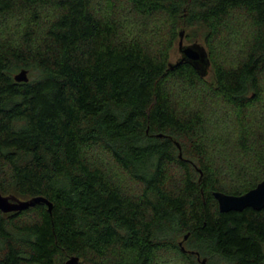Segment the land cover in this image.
Here are the masks:
<instances>
[{
    "label": "trees",
    "instance_id": "trees-1",
    "mask_svg": "<svg viewBox=\"0 0 264 264\" xmlns=\"http://www.w3.org/2000/svg\"><path fill=\"white\" fill-rule=\"evenodd\" d=\"M263 180L264 0H0V264H264Z\"/></svg>",
    "mask_w": 264,
    "mask_h": 264
},
{
    "label": "water",
    "instance_id": "water-1",
    "mask_svg": "<svg viewBox=\"0 0 264 264\" xmlns=\"http://www.w3.org/2000/svg\"><path fill=\"white\" fill-rule=\"evenodd\" d=\"M184 38L185 32L182 31L179 42L181 58L175 65L171 64V67L175 68L180 63L189 62L192 63L201 74L207 75L210 67V60L205 47L201 44L186 45L184 43ZM16 80L18 82H28V71H21L16 76ZM180 157H182V155H180ZM214 196L218 200L219 207L222 212L243 211L248 207L255 210H261L264 208V180L260 182L257 187L240 196L229 195L222 192H215ZM38 204H46L50 211L53 209V204L48 199L43 197L21 200L16 196H5L0 192V210L4 213L24 211L31 207H35ZM188 238L189 235H187L184 240H187ZM180 245L182 246V250L186 251V248L183 246V242H181ZM197 254L199 256V253ZM199 260L201 261V264H207V259L201 260L199 256ZM65 264L92 263H83L79 257H71Z\"/></svg>",
    "mask_w": 264,
    "mask_h": 264
},
{
    "label": "rangeland",
    "instance_id": "rangeland-1",
    "mask_svg": "<svg viewBox=\"0 0 264 264\" xmlns=\"http://www.w3.org/2000/svg\"><path fill=\"white\" fill-rule=\"evenodd\" d=\"M242 23H243V20H240ZM242 26V25H241ZM242 28V27H241ZM240 28V29H241ZM237 36V35H236ZM196 42H200V43H203L202 41H201V39H199V40H197ZM184 43L186 44V45H190V44H192V43H190L187 39H184ZM181 58V54H180V51H179V45H178V43H177V45H176V48H175V52H174V55H173V62H176V61H178L179 59ZM98 157H99V160L100 161H102L103 163H107V157L103 154V153H99V155H98Z\"/></svg>",
    "mask_w": 264,
    "mask_h": 264
}]
</instances>
